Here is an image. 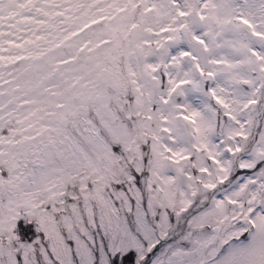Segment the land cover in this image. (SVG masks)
Listing matches in <instances>:
<instances>
[{"label":"snow or ice","instance_id":"1","mask_svg":"<svg viewBox=\"0 0 264 264\" xmlns=\"http://www.w3.org/2000/svg\"><path fill=\"white\" fill-rule=\"evenodd\" d=\"M0 264H264V0H0Z\"/></svg>","mask_w":264,"mask_h":264}]
</instances>
